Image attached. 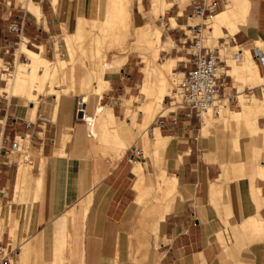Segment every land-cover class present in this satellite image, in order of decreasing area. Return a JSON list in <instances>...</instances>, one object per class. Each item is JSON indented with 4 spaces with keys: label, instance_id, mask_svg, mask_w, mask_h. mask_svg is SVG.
I'll return each instance as SVG.
<instances>
[{
    "label": "crops",
    "instance_id": "1",
    "mask_svg": "<svg viewBox=\"0 0 264 264\" xmlns=\"http://www.w3.org/2000/svg\"><path fill=\"white\" fill-rule=\"evenodd\" d=\"M20 1L26 11L0 7V62L11 63L17 37L8 31V24L14 18L22 14L29 17L21 36L38 46V51L24 42L20 45L31 53L45 47L47 53L52 52L53 38L62 33V21L72 29L75 17L96 2L82 0L79 6V0H59L56 10L50 0ZM217 1V15H235L230 22L220 24V33L211 32L218 38V48L226 51L224 43L228 41L231 46L249 49L263 79L258 86L243 85L253 93L248 94L233 85V77L225 70L226 88L235 94L230 103L239 106L241 94L264 95V65L255 57L256 49L264 54V0H242L244 10L233 6V0ZM230 23L232 29L227 26ZM184 39L185 62H189L190 40ZM258 41H263V46ZM243 60L242 52L239 61ZM166 61L177 64L174 58ZM223 61L222 69H228L226 59ZM128 63L129 57L119 72L114 67L107 70H114L112 73L107 75L106 71L104 75L105 90L109 88L102 93L100 103L104 104L105 117L113 119L118 129L109 137L110 143L92 135L89 123L80 117L81 91L62 92L53 101L39 103L38 111L50 116L51 122L26 129L23 119L35 122L32 100L27 95H1L0 88L4 133L10 137L32 134L29 157L20 166H29L23 180H18L23 157H0V248H13L14 232L17 241H23L12 255L13 264H264V139L259 135L254 140L249 134L236 140L231 136L233 142L225 133L206 136L202 134L204 120L185 117L181 108L167 106L161 114L165 116L163 127L150 131L151 136L158 133L163 139L155 142L146 135L144 138V147L154 153L152 163L144 155L139 160L145 161L143 166L138 161L130 163L127 155L131 146L127 142L133 139V132L128 123H122L124 115L118 103L122 96L127 98L139 89L142 76H137L138 68H128ZM17 96L27 97L31 104L22 99L21 104ZM131 101L123 104L124 112L130 111ZM229 122L223 131L242 127ZM256 122L254 127L263 131L264 115ZM247 141L254 145L248 151L244 148ZM132 144L138 146L139 139ZM159 148H163L162 156L157 155ZM228 153L240 154L241 158L227 162L234 157ZM163 181L175 184L177 192L157 203ZM19 182L23 187H17ZM149 207L152 210L147 213Z\"/></svg>",
    "mask_w": 264,
    "mask_h": 264
},
{
    "label": "bare ground",
    "instance_id": "2",
    "mask_svg": "<svg viewBox=\"0 0 264 264\" xmlns=\"http://www.w3.org/2000/svg\"><path fill=\"white\" fill-rule=\"evenodd\" d=\"M140 1L141 0H97L94 5L86 8L84 14H78L75 17L72 29H70L69 25L64 21L63 24L67 27V43L69 42V46L67 45V48L61 50V47H64V44L61 42L62 46L58 47L55 59H49L45 56V47H42L40 52L31 53L26 50L25 45L20 46L19 44V52L17 51V54L15 55L17 48L14 52L15 59L17 57V65L14 66L11 64L13 71H10L11 68L8 67L6 63L0 62L1 78L5 81L2 75H6L8 77L6 86H0L1 93L3 94L5 92H9L14 95H27L32 100V103H34V99L39 100V94L45 93L46 91L52 98L58 97L62 92L68 93L72 90L81 91L84 93L85 97L88 98V100L87 102H82V100L79 101V111L83 112V118L89 123L90 133L95 137H98L101 141L109 142V137L116 134L118 129L113 119L108 120L105 117L106 112H104V107L100 103L102 93L107 85L104 78L106 71L116 67L117 65L120 66L119 63H124V59L128 56L126 54V50L128 48L127 42L130 39H133V41L137 40L143 42L151 49L161 45L162 43L163 28L153 24H145L141 21ZM172 1L173 0H151L153 14L157 16L160 12H164L169 9ZM181 1L185 6L186 0ZM241 1L242 0H233V6L239 10L243 9V3ZM52 3L55 6V9L58 10L59 0H52ZM81 5L82 0H79V6ZM24 6H26V3H24ZM132 12L135 14V18L132 16ZM233 17H231L229 12H223L219 15L216 13L212 19L208 21V28L210 22L212 21V27L220 33L222 31H220V24L224 21L230 22ZM133 18L134 20L138 19L139 24L137 26L134 24ZM190 18L194 20L201 19V17L196 15L191 16ZM171 21L172 26H176V20L171 18ZM192 25L195 24L191 23L187 25L189 29L188 32L191 31L190 27ZM208 28H206V30ZM188 32L185 33L188 34ZM258 42L262 43L263 46V41ZM224 44L228 43L226 42ZM232 47L234 57H231L228 60L226 56V62L228 63L229 61L230 64V68H225L227 71L226 73L232 76L234 81L237 79H243L245 83L250 86H258L262 84L263 79L259 75L258 65L252 57L250 50L241 49L239 45H233ZM113 50H116L117 52L114 54V59L109 61L107 54L109 51ZM157 50L160 51L158 48ZM242 52L244 54V60L240 62L239 60L241 59ZM159 53L160 52L155 51L153 54L151 53V55L147 56V66L144 69L146 77L141 91L147 100V103L145 101L146 106H144L145 111H148L147 106L156 105V96L158 93L161 95L160 102L162 103L164 101V97L166 95H171L172 91L176 89L175 85L177 79L172 77V75L177 74L173 71L176 62H160ZM23 57L26 60L21 62V58ZM121 58H124L122 59L124 60L122 63L120 62ZM15 59L14 62H16ZM77 60L81 62L78 82L74 67ZM68 67H71L70 71H68ZM6 71L9 72L4 74ZM39 78L42 79L43 83L40 87L39 94L37 95L33 92L32 88L35 86ZM226 91L227 88L224 96L218 102V116L220 117L215 116L216 114L213 108L209 109L202 115V120L205 122L202 134L211 136V134L217 133L216 135H219L218 133L223 132L227 136H233L236 134L246 135V133H249L251 137L254 136V140L259 137V135L263 140L264 130H260L257 125L254 127V124H257L256 121L260 115H264V95L262 98H256L254 96L250 97L245 93L241 94L238 96V105L240 109L234 110L230 107L231 94L229 93L226 95ZM166 111L170 110L167 109ZM212 114H214V116H212ZM227 121H231L234 126L241 125L242 127L241 129L233 127L230 129V132H227V130L223 131L222 128L225 126L224 124ZM253 121H255V123H253ZM231 123L229 122L228 125ZM98 124L100 125L99 130H97ZM250 131L252 133H250ZM231 136L229 141H233ZM152 139L155 142H158L163 138L157 133L153 134ZM129 140L132 139L130 138ZM26 142L30 146L29 141L27 140ZM253 146L254 145L252 144L251 149H253ZM20 169L18 178L19 181L23 180L26 174L30 172L28 167H20ZM262 172H264L263 167ZM17 184L19 185L20 182ZM159 185L161 192L158 193V197H156L157 203L160 199L164 200L168 197L170 198L173 196L175 191L177 192L175 184H172L171 182L163 181ZM20 186L21 185L17 187ZM159 195L161 196L159 197ZM156 206L155 208H157ZM160 206H158V208ZM146 210L147 208H145V211ZM151 210L152 209L149 207L146 212L150 213ZM156 210L159 211L160 209ZM160 211H162V208ZM30 245L32 244L30 243ZM30 250L28 255L30 254ZM26 251L28 250L26 249ZM28 255L27 257H29ZM25 259L27 260L28 258Z\"/></svg>",
    "mask_w": 264,
    "mask_h": 264
},
{
    "label": "rangeland",
    "instance_id": "3",
    "mask_svg": "<svg viewBox=\"0 0 264 264\" xmlns=\"http://www.w3.org/2000/svg\"><path fill=\"white\" fill-rule=\"evenodd\" d=\"M50 1L52 2V0H50ZM191 1L192 0H186L185 1V6H184L181 0H173L172 1L173 4L171 5V7L169 9L165 10L164 12H160L157 16H155L153 14L151 0H141L140 3H139V5L141 6L140 7V12H141L140 18H141V21L143 23H145V24H150V25L153 24L155 26H160V27L163 28V31H162V43H161V45H159L157 47H153L151 49L145 43L137 41V40L133 41V39H130L127 42L128 48L126 50V52H127L126 54L128 56H127L126 59H128V57H129V63H128L127 67L128 68H130V67L138 68L140 72H137V76L138 77L142 76V81L140 83L139 89L134 90L132 92V95H129L127 98L122 96V99L119 101L118 105L121 106V109H122V112H123V115H124V120H122L123 121L122 123H124V124L128 123L129 127H130V130L132 129V132H133V139L131 140L130 143L127 142L128 143L127 145H130L131 147L134 146L132 143L136 140V138H138L139 139L138 147H140L143 150V155L144 156H148L150 158L151 163L153 161L154 153L151 151L150 148L146 149L144 147V143H143L144 142V138H145V135H146L147 138H152L153 137V136L150 135V131H151L152 128H153V132H155L156 129L157 130L159 129L157 127L155 121H156V118L159 115L162 114V109L164 107H167V106L168 107L169 106H174V101H172V99H170V97H172L174 91H172L171 95H166L164 97V101L162 103L160 102L161 95L158 93V95L156 96V105H155L156 107L155 106H147L148 111L144 110V106H146L147 100H146V97H142L140 91H141V87L143 85L142 82L145 79V71H144V69L147 66V56L151 55V53L153 54L155 51H158V52H160L159 53V61L160 62H165L166 60L171 59V58L176 59L177 60V64H176L175 68H173V71L179 73V75H177V74L176 75H172V77L177 79L176 80V85H178V83L181 81V79L183 77V72L185 70H187L188 67L191 66L190 63H188V65L185 66V61H187V58L184 57V55L187 54V49L183 48V45H184L183 43L185 42L184 33L187 32V29H185V28H187V24H191V23L192 24H196V23H200L201 22V19H196V20H191L190 19L191 14H192V6L190 5ZM96 2H97V0H96ZM3 5H5V7L7 5L12 10L20 9L22 11H26L25 9L21 8L22 4H21L20 0H0V7H2ZM180 9L181 10L184 9L183 10V14L181 16H176V14H178ZM132 16L133 17L135 16V14H133V12H132ZM174 17L176 18L175 20H177L176 21L177 24H176L175 27H172L171 18H174ZM134 18H133L134 24L137 26L139 24L138 23L139 21H138V19L134 20ZM27 19H29L28 16L26 17V20ZM37 21H39V20H37ZM63 23H64V21H62V23H61V28H62L61 35L55 36L53 38V41L55 43L54 53L53 52H47L46 53V51H45V56L47 58H49V59H55L56 52L58 50V42L59 41H61L64 44V47H61L62 49L60 48L61 50L65 49V48H67L69 46V42L67 43V41H68V38H67V27ZM180 24H183V26H181ZM231 25L232 24L230 23L227 26L230 27ZM230 28L232 29V27H230ZM214 30L215 29L212 27V24L210 22L209 28L205 31L206 44L207 45L218 46V43H217V39L218 38H217V36H214V35L211 34V32H214ZM188 34H189V37L192 38V36H193L192 32L190 31V32H188ZM213 34H216V32H214ZM213 41H215V44L213 43ZM227 43L228 44H226V46H225V47H227L226 51L223 50L224 48H222V50H221V57H222V59H226V55H227V52H228L229 55H227V59L229 60V58L233 57V52H232L233 51V47L230 45V43L228 41H227ZM257 44L258 45H262V43H259V42H257ZM19 48H17V50L15 52V55L17 54V51L19 52V50H18ZM157 48L160 49V51L157 50ZM29 49H32L34 51H38V49H34V48H29ZM188 51L194 52L193 48H190ZM116 52H117L116 50L109 51V53L107 54V57H108L109 61H112L114 59V54ZM188 56H190V55H188ZM122 59H124V58H121L120 62L122 63L125 60L124 63H126L127 60L126 59L122 60ZM24 60H26V59L21 58V62L22 61L24 62ZM10 61H12V56H11ZM15 61L16 62L7 63L5 60H3V62L6 63L8 65V67L11 64L14 65V66L17 65V57H16ZM124 63H122V64L119 63L120 66L117 65L118 67L116 66L115 70L117 72H119L121 70V68L124 67L123 66ZM80 64H81V62L79 60H77L75 62V65H74L77 82L79 81ZM228 65H229V68H230L229 61H228ZM10 68H11L10 71H13L12 70L13 68L12 67H10ZM70 70H71V67H68V71H70ZM113 71L114 70H110L107 73V75H109ZM8 72L9 71H6V72H4V74H7ZM134 72L136 73V70H134ZM221 73H225V69H222ZM2 77L5 79V81L3 80L1 82V84H0V86L4 87L7 84V78L8 77L6 75H2ZM242 80L243 79H237L236 80L237 82L235 81V83L233 85L238 87L239 90H244L245 89V91H246V87H242V86L245 85V86L248 87L250 85L245 83L244 80H243L244 81L243 82ZM42 83H43L42 79L39 78L37 80L35 86L32 88V90H33V92L35 94H37V95L39 94L40 87H41ZM176 85H175V87H177ZM108 88H109V85L107 86L106 90ZM227 92L230 93V90H227ZM246 92L248 94H253V93H249L248 91H246ZM7 93H9V92H7ZM75 93L80 94L78 91L72 92L71 94H75ZM9 94H11V93H9ZM1 95H5V94H1ZM6 95H8V94H6ZM231 95H235V94L232 93V91H231ZM81 96H82L81 97L82 102H87L88 98H86L82 94H81ZM17 97H20L19 100H20L21 104H22L21 99L24 100L26 105L31 104L30 100L27 97H21V96H17ZM38 97H39V100L34 99V101H33L34 102L33 104L35 106V110H33L34 113L36 112V109H38L39 103H42L44 101H51V100L53 101L52 97H50V95H49V93L47 91L45 93H40ZM32 98H34V97H32ZM126 99H129V100H126ZM126 101H131L130 111L127 112V113L123 111V104L125 106ZM145 101H146V103H145ZM237 103H239V101ZM219 105H220V103H219ZM230 107L232 109H234V110L240 109L239 106H235V102L234 101L230 103ZM154 109H155V111H154ZM163 113H165V111ZM221 113H223V112H221ZM169 114H171V112ZM212 116H214V114H212ZM215 116L219 117L218 114H216ZM145 117H146V119H145ZM99 122H100V120H99ZM99 127H100V125L98 124L97 130H99ZM262 127H264V126H262ZM218 134L220 135V134H224V133L221 132V133H218ZM113 135H116V134H113ZM248 135H249V133H246V135H244V134H241V135L236 134V135H233V137H235L234 139L236 140V139H238L240 137L246 138V137H248ZM220 136H222V135H220ZM225 142H226L227 145L231 144V143H229V141H225ZM107 143H110V142H107ZM111 143L116 144L115 141H111ZM252 144H253L252 141H247V142L244 143V148L248 151L252 147ZM117 145H119V144H117ZM22 146H23V148H25V150L30 151V146L27 144V142L23 141L22 142ZM158 150L159 151H158L157 155H161L162 156L163 148H159ZM228 154L231 155V156L233 155L234 157H233V159H230L228 161L226 160L227 162L232 161V163H233V162H235L234 158H241L240 154H234V153L233 154L228 153ZM263 155H264V150L262 151V157H263ZM26 158L27 157H23L21 159V163L19 164V168L24 162H26ZM160 161L161 160H158L157 163H160ZM143 162H145V161H142V162L138 161V164L142 165ZM27 163H29V162H27ZM30 165H32V164H30ZM27 167H29V166H27ZM145 177H142V178L145 180L146 179ZM11 238L14 240V243H12V247L13 248H17V246L20 245V242L23 241V239H21L20 242H18L14 232L11 233Z\"/></svg>",
    "mask_w": 264,
    "mask_h": 264
},
{
    "label": "built area",
    "instance_id": "4",
    "mask_svg": "<svg viewBox=\"0 0 264 264\" xmlns=\"http://www.w3.org/2000/svg\"><path fill=\"white\" fill-rule=\"evenodd\" d=\"M217 0H192V14L191 16L201 17V22L196 23L190 27L192 32V38L189 34L184 33V36L190 39L192 52V59L189 62L191 66L183 72V77L178 83L176 89L173 92L172 101H174V108L179 107L183 110L185 117L192 118L197 117L199 121L202 120V115L209 109H214L216 114H219L218 102L224 96L226 87L228 85V75L221 73L223 68V59L221 57V50L218 46H212L206 44L205 31L208 28V21L217 13L216 6ZM22 8V7H21ZM11 15V12H10ZM26 16L22 14L20 17L14 18L8 24V31L13 33L17 37L15 47L11 51L12 61L14 62V52L19 47L21 42H24L26 46L37 49L28 39L21 36L23 26L25 24ZM61 41L58 43V47H61ZM55 43L52 42V52L54 53ZM9 53V49L5 50ZM255 57L259 62L264 65V54L256 49ZM24 58V57H23ZM10 63V62H7ZM9 67H12L9 65ZM3 79L0 76V84ZM233 98L231 96L230 100ZM80 112V111H78ZM81 118L83 116H80ZM165 116L159 115L156 118L157 127H163V121ZM15 122V121H14ZM22 124L26 129H30L34 124L50 123V116L38 111L35 112V122L23 119ZM4 124L0 122V157L9 155H18V157H29L27 150L23 148L22 142L25 139L32 138V134H14L12 137L4 133ZM143 158V151L138 146H132L129 148L127 159L130 163L135 164ZM264 164V156L262 159ZM5 164H8L7 162ZM16 252V248L7 249L0 248V264H13L12 255Z\"/></svg>",
    "mask_w": 264,
    "mask_h": 264
},
{
    "label": "water",
    "instance_id": "5",
    "mask_svg": "<svg viewBox=\"0 0 264 264\" xmlns=\"http://www.w3.org/2000/svg\"><path fill=\"white\" fill-rule=\"evenodd\" d=\"M81 113H82V112H80V116H82Z\"/></svg>",
    "mask_w": 264,
    "mask_h": 264
}]
</instances>
